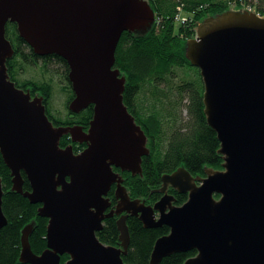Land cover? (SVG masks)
<instances>
[{"label":"water","instance_id":"obj_1","mask_svg":"<svg viewBox=\"0 0 264 264\" xmlns=\"http://www.w3.org/2000/svg\"><path fill=\"white\" fill-rule=\"evenodd\" d=\"M155 11L147 0H0V151L11 170L12 190L40 204L49 219L47 248L37 254L22 231L20 261L29 264H129L127 219L146 228L167 225L150 264L196 250L183 264H264V17L228 10L199 23L186 56L204 82L205 115L217 133L221 169L193 176L180 167L162 177V197L153 205L133 199L121 172L142 174L148 137L124 102L126 77L115 67L125 31L148 32ZM9 22L39 56L57 55L69 65L74 114L90 105L88 130L56 126L43 98L10 79L15 54L6 36ZM68 135L72 143L61 146ZM74 143L87 146L76 153ZM26 174L31 190H24ZM115 186L117 203L108 197ZM187 193L182 205L169 192ZM0 178V229L3 211ZM219 195V197H217ZM118 216L120 245L102 242L105 219ZM69 259L62 263V256Z\"/></svg>","mask_w":264,"mask_h":264},{"label":"trees","instance_id":"obj_2","mask_svg":"<svg viewBox=\"0 0 264 264\" xmlns=\"http://www.w3.org/2000/svg\"><path fill=\"white\" fill-rule=\"evenodd\" d=\"M155 11V22L146 33L125 31L116 51L115 67L126 77L124 102L136 122L148 137L150 154L143 157V173L133 175L120 172L129 195L141 198L147 204H155L162 193V177L180 167H185L193 176L205 175V167L221 169L223 156L219 153L221 143L215 130L208 124L205 115L204 82L200 70L193 66L186 56L187 42L196 36L197 26L210 16L228 10L264 11V0H147ZM233 5L236 6L233 9ZM245 6V7H243ZM186 19L177 21V15ZM6 36L15 48L14 56L7 61L8 73L19 88L29 90L33 96L43 98L47 113L56 126H90L94 106L90 105L79 114L68 112L67 117L53 114L51 100L54 92L53 79L20 78L27 65H35L50 72V65L61 66V77L65 89L71 92L68 105L74 97L69 80L70 68L65 59L57 55L39 56L20 37L16 23L9 22ZM184 69V71H182ZM186 112V113H185ZM72 143L68 135L61 139V146ZM76 153L83 145L74 143ZM120 171L119 169H115ZM24 190H31L30 182L23 173ZM0 178L3 183V211L7 225L0 229V264H29L20 261L22 231L30 223L34 229L30 235L32 250L41 254L47 248V227L49 219L39 215L40 204H33L22 194L12 190V174L0 151ZM115 186L108 197L113 205L117 203ZM175 203L182 205L188 199L187 193L174 188ZM219 197V195H217ZM118 216L104 221L103 229L97 232L99 239L108 245H120ZM127 223L131 235L128 254L129 264H150L155 242L170 232L167 225L146 228L139 217L129 216ZM196 250L178 252L165 257L160 264H183ZM69 255L62 256V263Z\"/></svg>","mask_w":264,"mask_h":264},{"label":"rangeland","instance_id":"obj_3","mask_svg":"<svg viewBox=\"0 0 264 264\" xmlns=\"http://www.w3.org/2000/svg\"><path fill=\"white\" fill-rule=\"evenodd\" d=\"M235 7L236 6L233 5V9ZM49 68H50V72L48 73L46 70L45 71L43 70L41 64H39V66L27 65L24 69H22L20 78L37 79V80L52 78L54 85V92L51 100L52 112L54 115L58 117H67L68 112L70 111L69 107L67 108V100L71 92H69V89H65L66 86L65 80L61 77V69H62L61 66L58 64H52L50 65ZM182 71H184V69H182ZM35 96H39V95H35Z\"/></svg>","mask_w":264,"mask_h":264},{"label":"built area","instance_id":"obj_4","mask_svg":"<svg viewBox=\"0 0 264 264\" xmlns=\"http://www.w3.org/2000/svg\"><path fill=\"white\" fill-rule=\"evenodd\" d=\"M249 10L254 11L255 13H257L260 17H264V11H259V10H254L252 8H248ZM177 21L183 22L186 18L182 16V14L177 15L176 17Z\"/></svg>","mask_w":264,"mask_h":264},{"label":"flooded vegetation","instance_id":"obj_5","mask_svg":"<svg viewBox=\"0 0 264 264\" xmlns=\"http://www.w3.org/2000/svg\"><path fill=\"white\" fill-rule=\"evenodd\" d=\"M88 128H89V126H87V129H85V130H88ZM77 144H79V143H77ZM81 145H83V149H85V148H86V146H87V144H86V143H83V144H81ZM83 149H82V150H83ZM82 150H81V151H82ZM119 170H120V169H119ZM120 172H121V170H120ZM203 176H205V175H203Z\"/></svg>","mask_w":264,"mask_h":264}]
</instances>
